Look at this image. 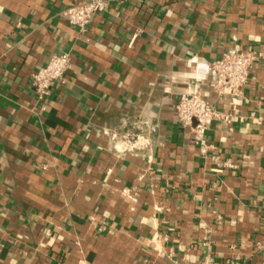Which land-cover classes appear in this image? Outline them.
<instances>
[{"label": "crops", "instance_id": "obj_1", "mask_svg": "<svg viewBox=\"0 0 264 264\" xmlns=\"http://www.w3.org/2000/svg\"><path fill=\"white\" fill-rule=\"evenodd\" d=\"M79 1L0 0V264H264V0H107L85 30ZM231 49L260 52L236 95ZM182 92L228 114L203 149Z\"/></svg>", "mask_w": 264, "mask_h": 264}, {"label": "built area", "instance_id": "obj_2", "mask_svg": "<svg viewBox=\"0 0 264 264\" xmlns=\"http://www.w3.org/2000/svg\"><path fill=\"white\" fill-rule=\"evenodd\" d=\"M106 7L107 0H81L67 6L64 14L71 24L76 25L80 30H85L92 14ZM259 56L260 52L252 49L223 51L209 62V68L213 73L211 82L213 89L217 93L227 91L231 94H239L246 80L248 67ZM69 66V52L51 54L46 63L32 73L36 96L43 98L49 92L53 80H63L64 72ZM174 111L176 119L189 126L192 139L200 149L206 146L203 136L206 121L219 117L226 119L228 116L216 110L196 92L179 93L174 104Z\"/></svg>", "mask_w": 264, "mask_h": 264}]
</instances>
